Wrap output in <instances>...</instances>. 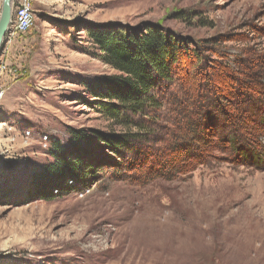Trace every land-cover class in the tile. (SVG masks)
I'll use <instances>...</instances> for the list:
<instances>
[{
  "label": "rangeland",
  "instance_id": "374dc122",
  "mask_svg": "<svg viewBox=\"0 0 264 264\" xmlns=\"http://www.w3.org/2000/svg\"><path fill=\"white\" fill-rule=\"evenodd\" d=\"M34 10V28L1 50L20 76L0 101V264H264V0H34ZM145 26L199 58L180 67L142 158H118L95 132L139 130L114 126L95 103L86 83L117 72L89 30ZM190 88L212 98L199 115L222 130L194 161L166 151L181 149L177 104ZM55 142L107 158L85 196L33 194Z\"/></svg>",
  "mask_w": 264,
  "mask_h": 264
},
{
  "label": "trees",
  "instance_id": "16d2710c",
  "mask_svg": "<svg viewBox=\"0 0 264 264\" xmlns=\"http://www.w3.org/2000/svg\"><path fill=\"white\" fill-rule=\"evenodd\" d=\"M89 34L101 53V60L117 72V75L111 77L97 78L96 85L86 83L96 98L95 103L114 126L130 131L135 128L139 130L135 133L121 134L95 132L94 137L118 158L125 159L126 154L140 155L142 158L141 148L147 146L151 139L158 138L156 131L152 130L155 127L154 120L175 95L174 86L180 76V67L192 61V57L198 56L191 54L189 45L181 38L158 27L145 26L142 29L124 30L94 28L89 30ZM197 60L193 68L198 67L200 60L198 62ZM187 76H189L187 80L194 79L191 72H187ZM183 96L184 98L177 104L180 108L178 113L182 115L181 120L186 122V125L184 123L178 127L180 133L176 135V138L180 139L176 143L182 144L181 149H171L174 145H168L166 151L181 153L189 161L201 160L202 152L206 151L210 144L208 136L214 129L217 134L222 133V130L215 121L207 128L199 115L201 109H204L212 98L207 96L205 100H201L204 98L202 93L199 90L192 91L191 88L184 91ZM193 97L197 99L191 100ZM258 128L257 126L256 131ZM233 129L237 134L244 129L252 130L237 126ZM74 138L76 143L81 138L85 139L86 143L92 141L82 134H76ZM229 140L236 144L239 139L232 140L230 137ZM242 145L244 146V143ZM242 145L238 150L243 151ZM194 150L201 153L196 155L193 153ZM52 154L56 164L48 169L44 176H40L33 192L42 199L59 197L69 192L76 193L90 187V182L100 175L101 170L110 166L106 157L92 156L86 146L76 145L67 150L59 142H55ZM165 159H169L168 154ZM71 181L73 184L70 185ZM57 189L59 194L55 195L54 191Z\"/></svg>",
  "mask_w": 264,
  "mask_h": 264
},
{
  "label": "built area",
  "instance_id": "2783aa9c",
  "mask_svg": "<svg viewBox=\"0 0 264 264\" xmlns=\"http://www.w3.org/2000/svg\"><path fill=\"white\" fill-rule=\"evenodd\" d=\"M36 14L34 10V0H15L13 3V16L9 26L8 34L18 36L27 35L35 26ZM20 76L18 68L12 67L7 54L1 52L0 56V101L6 96L7 85L17 81ZM30 136V133H27ZM47 140V138L45 139ZM73 184V181L69 182ZM90 192L89 187L81 189L78 194L81 197ZM55 195L59 194V190L54 191Z\"/></svg>",
  "mask_w": 264,
  "mask_h": 264
},
{
  "label": "water",
  "instance_id": "95a60500",
  "mask_svg": "<svg viewBox=\"0 0 264 264\" xmlns=\"http://www.w3.org/2000/svg\"><path fill=\"white\" fill-rule=\"evenodd\" d=\"M15 0H3L0 17V56L1 50L6 45V37L13 16V3Z\"/></svg>",
  "mask_w": 264,
  "mask_h": 264
}]
</instances>
